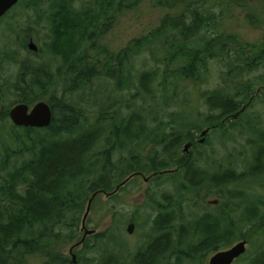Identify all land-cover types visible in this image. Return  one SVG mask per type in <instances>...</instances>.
Here are the masks:
<instances>
[{
    "label": "trees",
    "instance_id": "trees-1",
    "mask_svg": "<svg viewBox=\"0 0 264 264\" xmlns=\"http://www.w3.org/2000/svg\"><path fill=\"white\" fill-rule=\"evenodd\" d=\"M143 1L25 0L24 6L47 23L51 38L49 50L60 57L67 68L73 92L83 90L87 83L105 76L116 83L118 90L136 89L135 97L144 102L159 94L160 104L169 107L181 94L182 83L191 81L193 90L200 92L198 101L209 107L210 112L217 113L206 119L211 131L234 122L232 116L242 110L241 102L248 100L252 92V84L239 82L238 78H244L245 73L264 61V44L256 47L237 42V37L220 29L218 22L230 13L234 15L238 9H244L248 24L263 27L264 0H150L149 4L156 9L179 7L180 12L176 16L166 15L147 35L136 38L119 52L99 48L97 40L101 35L111 30L121 15L140 9ZM258 2L260 7H254ZM21 5L22 0L16 7ZM144 54L149 55L156 68L136 76L135 62ZM6 59L14 60L12 56ZM216 59L228 69L224 79L226 87L201 92L199 88L206 84L211 73L210 63ZM18 84L15 105H35L46 92L55 93L57 89L45 68H32L27 62L21 63ZM5 90L0 88V99L10 96ZM191 91L190 100L194 99ZM184 94L187 95V91ZM190 100L169 132L167 125L149 132L146 125L149 119L141 112L117 113L111 119L101 113L94 122H82L81 110L57 105L55 101L50 102L53 120L48 128L7 126L0 122V150L8 157H30L11 171L0 165L3 176L0 178V264H25L27 257L34 254L47 257L50 254L47 264H74L60 259L53 250L62 242L54 227L61 225L66 229L68 224L69 230H73L75 215L77 212L82 215L90 192L110 194L121 185L122 179L143 174L146 167L157 172L175 165L173 177L179 180L180 174H184L177 190V209H180V203L197 202L196 197L203 196H216L218 205L207 207L215 213L206 212L191 224L181 242L178 239L172 242L162 235L138 252L131 264H171L170 255L180 258L186 244L191 260L199 250H205V254L218 252L236 241L237 234L244 230L242 224L245 228L258 216L256 200L253 201L250 195H242L239 189H245L247 178H259L264 174V132L260 133L257 151L247 172L238 173L231 167L223 172L217 170L209 177L207 172L199 169L194 158L180 155L183 143H193L190 132L201 126L196 125L199 120L192 117L194 109L190 112L193 103ZM58 108H61V116L57 119ZM8 117L6 115L3 120ZM57 122L59 132L68 134L66 139L48 142L33 137L35 132L53 130ZM103 128L110 130L104 140L107 146L122 149L137 142L140 146V151L138 148L136 151L138 155L131 152L128 159L116 164L111 160L110 149L92 155V150L103 140ZM150 147L160 149L164 162L156 163L154 156L158 151L144 152V148L146 151ZM88 181L90 186L86 185ZM179 215L178 212H163L155 222L156 229L165 230L170 220ZM36 226L37 229H33ZM259 233V242L264 244V229ZM110 259L106 264H118ZM252 264H264V254Z\"/></svg>",
    "mask_w": 264,
    "mask_h": 264
},
{
    "label": "rangeland",
    "instance_id": "rangeland-1",
    "mask_svg": "<svg viewBox=\"0 0 264 264\" xmlns=\"http://www.w3.org/2000/svg\"><path fill=\"white\" fill-rule=\"evenodd\" d=\"M149 2L150 0H144L141 4L143 8L140 7L131 14L121 15L116 24L110 28L111 30H106L97 40L98 47H104L109 52H119L136 38L147 35L166 15L176 16L180 12L179 7L173 10L156 9ZM24 5L25 0H22L21 6L14 8L0 20V88L5 90L10 87L9 90H5L7 96H10L0 99V110L2 111L0 122L7 126L14 125L10 117L5 120L3 117L9 116L10 110L15 106L18 99L17 87L20 84H18L20 66L21 63L27 62L32 68H45L47 75L57 85L55 93L46 92L38 102L43 101L51 105L50 102L55 101L57 105L63 104L69 108L77 107L83 113L80 117L83 119L82 122H94L101 113H103L102 116L111 119L115 114L117 116V113L126 115L129 112H141L149 119L146 122L149 132L155 131V128L159 126L165 127L166 125L168 132L172 129L190 100L188 98L189 91L193 90L191 81L182 83L181 94L169 107L160 104L159 94L144 102L135 97L136 89L118 90L116 83L105 76L97 77L92 83H87L83 90L73 92L70 90L69 79L71 76L67 74V68L63 66L60 57L52 54L49 50L51 38L47 23L36 13L26 9ZM249 5L252 4L249 3ZM254 7L259 8V2L254 4ZM245 14L247 12L244 9H238L234 15L230 13L224 20L218 22L220 29L223 28L235 35L237 42L259 47L264 44V25L261 27V25L248 24ZM215 27L219 30L218 24L215 23ZM31 40L39 49L37 53L28 48ZM9 56L14 58L12 62L6 59ZM155 68L156 65L150 62L149 55L144 54L135 62V75ZM210 71L208 81L199 88L201 92H214L226 87L224 84V79L228 76L226 66L217 59L212 60ZM244 76V78H238L239 82L252 84L251 97L241 102L244 111L237 119H232L234 122H229L226 124L227 126L210 131L203 144L200 143L202 140L200 135L208 128L206 119L211 115H217V113L210 112L209 107L198 101L199 91H191V96L194 99L190 100L193 102L190 112L194 109L192 117H196V120H199L196 125L201 126L198 130L190 132L194 145L186 151L185 146L191 142L183 143L180 155H189L190 158H194L199 169L207 172L209 177L216 174L217 170L223 172L226 168L231 167L236 168L238 173L247 172L249 163L252 162L257 151L260 133L264 132V61L259 62L254 70L245 73ZM186 91L187 95L184 94ZM238 101L241 100L238 99ZM60 109L58 108L55 116L57 119L61 116ZM58 126L57 122L53 130L35 132L33 137L49 140L48 142L66 139L68 134L63 131L60 133ZM109 132L110 130L107 128L102 129L103 140H100L92 150V155L95 156L105 149L107 151L110 149L111 160L115 164L128 159L131 152L138 155L136 151L137 148L140 151V146L137 142L128 144L122 149L112 147V145L107 146L104 140H107ZM152 150L158 151L154 156L156 163L164 162L159 153L160 149L150 147L145 151L144 148L145 153H150ZM8 156L0 150V165L7 166L9 171L19 167L26 159L30 160L29 156ZM171 167L157 171L158 175L155 174L156 171L146 167L143 174L131 175L122 179L121 185L116 187L117 190L110 193V196L105 193L97 194L91 204L85 230H83L82 221L88 203L94 195L90 192L86 196L82 215H79L78 212L75 215L73 230L71 228L69 230L68 224L66 229L61 225L54 227V232L61 235L62 239V242L53 249L60 256L59 258L68 262L73 261L74 264H106L110 258V261L114 263L131 264L133 257L138 252L144 250L148 244L162 235L167 236L172 242L177 239L181 242L184 239L182 238L183 233L186 229H190L191 224L193 225L206 212L215 213V210H209L207 207L213 208L214 205H210L209 202L215 201L217 197H196L197 202H182L179 206L180 209H177L176 195L184 174H180L181 179L179 180L174 178L173 173L177 168L175 165ZM2 177L0 173V178ZM89 183L88 181L86 185L90 186ZM244 187V190L239 189L240 193L250 195L253 201L256 200L255 207H257L258 216L251 225L248 224L244 228L242 224L244 230L241 234H237V240L218 251L230 250L236 244L246 240L248 242L247 251L234 264H252L264 254V244L259 242L261 237L259 232L264 229V174L259 178H247ZM163 212H175L176 214L178 212L180 215L177 218L174 216L170 220V225L161 231L160 228L156 229L155 222ZM238 216L240 218L243 216V209ZM66 221L69 223V220ZM130 223L135 224V230L131 235L127 232ZM251 228L256 231H252ZM33 229L36 230L37 226ZM86 230L94 231L95 234L84 238ZM83 239L85 240L83 241ZM188 246L186 244L182 249L180 258L170 255L171 264H209L210 259L217 253L216 251L205 254V250L203 252L199 250L189 260ZM49 257H51L50 254L48 257L34 254L27 257L25 264H47Z\"/></svg>",
    "mask_w": 264,
    "mask_h": 264
},
{
    "label": "water",
    "instance_id": "water-1",
    "mask_svg": "<svg viewBox=\"0 0 264 264\" xmlns=\"http://www.w3.org/2000/svg\"><path fill=\"white\" fill-rule=\"evenodd\" d=\"M21 0H0V20L3 19L14 7H16ZM28 48L30 51L37 53L39 51L37 45L30 41ZM244 111L241 110L239 113L232 116V119H237L241 113ZM2 111L0 110V121H1ZM9 117L16 127H24V128H36V129H45L51 126L53 120V113L50 105L46 102H38L33 106L20 103L15 105L9 113ZM211 129L208 128L201 133L202 140L200 141L201 144L205 142V138L210 133ZM192 147V144L189 143L185 146V150ZM125 184V183H123ZM117 190V189H116ZM110 196L111 194H106ZM97 194H94L92 199L88 203L87 211L84 215L82 225L83 230H85L87 216L89 214L91 204ZM210 205H217V201L209 202ZM135 230V224L130 223L127 227V232L131 235ZM95 234L94 231L85 232V237ZM85 239H83L84 241ZM82 241V242H83ZM248 242L246 240L241 241L240 243L236 244L230 250L217 252L211 259L209 264H234L238 259H240L243 255H245L247 251ZM75 258V257H74Z\"/></svg>",
    "mask_w": 264,
    "mask_h": 264
},
{
    "label": "flooded vegetation",
    "instance_id": "flooded-vegetation-1",
    "mask_svg": "<svg viewBox=\"0 0 264 264\" xmlns=\"http://www.w3.org/2000/svg\"><path fill=\"white\" fill-rule=\"evenodd\" d=\"M192 144V146H193V143H191Z\"/></svg>",
    "mask_w": 264,
    "mask_h": 264
}]
</instances>
